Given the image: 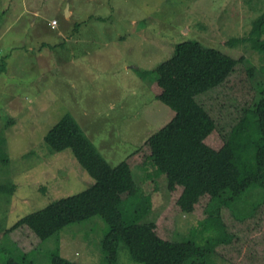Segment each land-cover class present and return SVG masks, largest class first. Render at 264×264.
I'll return each mask as SVG.
<instances>
[{
  "label": "rangeland",
  "instance_id": "1",
  "mask_svg": "<svg viewBox=\"0 0 264 264\" xmlns=\"http://www.w3.org/2000/svg\"><path fill=\"white\" fill-rule=\"evenodd\" d=\"M263 10L264 0H0V132L10 157L9 163L0 161V184L16 186L10 195L0 189V232L94 184L71 149L52 152L44 140L68 114L112 166L130 165L160 237L194 238L190 228L216 210V201L179 185L170 191L166 178L143 179L146 141L175 114L157 95L180 78L174 48L187 39L256 67L249 78L240 62L223 93L247 97L264 85V54L249 42L227 44L243 36ZM207 141L216 149L223 145L216 132ZM252 198L255 215L237 224L240 236L219 245L212 264H264V187ZM112 221L95 216L45 241L24 225L7 237L36 264H50L47 255L57 245L65 258L104 264L100 241ZM6 259L0 255V264ZM119 264L140 263L122 245Z\"/></svg>",
  "mask_w": 264,
  "mask_h": 264
},
{
  "label": "trees",
  "instance_id": "2",
  "mask_svg": "<svg viewBox=\"0 0 264 264\" xmlns=\"http://www.w3.org/2000/svg\"><path fill=\"white\" fill-rule=\"evenodd\" d=\"M244 42L264 54V10L243 36L227 44L234 47ZM174 57L182 74L157 98L175 114L146 141L149 154L142 165L143 179L166 178L170 191L179 185L186 192L209 195L216 201V210L190 228L194 238L160 237L154 229L150 203L141 202V189L130 165L122 161L112 166L68 114L50 128L44 140L52 152L71 149L94 178V184L26 214L8 231L24 225L45 241L58 237L68 225L95 216L112 218L100 241L104 264H119L122 245L131 260L140 264H212L216 248L240 236L235 227L255 215L257 205L252 194L264 187V85L257 84L247 97L223 93L224 84L237 72L244 57L234 58L196 39L177 43ZM245 62L248 77L253 78L256 67ZM213 132L223 142L219 149L207 141ZM6 142L1 131L0 161L5 164L10 159ZM111 178L112 182L103 186ZM2 187L10 195L16 186L0 184ZM8 231L0 232V255L8 258L5 264H36L29 252L7 237ZM60 252L57 245L47 255L50 264H86L65 258Z\"/></svg>",
  "mask_w": 264,
  "mask_h": 264
},
{
  "label": "built area",
  "instance_id": "3",
  "mask_svg": "<svg viewBox=\"0 0 264 264\" xmlns=\"http://www.w3.org/2000/svg\"><path fill=\"white\" fill-rule=\"evenodd\" d=\"M52 23H53V24H56L57 22H56V20L54 19V20H52Z\"/></svg>",
  "mask_w": 264,
  "mask_h": 264
},
{
  "label": "crops",
  "instance_id": "4",
  "mask_svg": "<svg viewBox=\"0 0 264 264\" xmlns=\"http://www.w3.org/2000/svg\"><path fill=\"white\" fill-rule=\"evenodd\" d=\"M54 20V19H53Z\"/></svg>",
  "mask_w": 264,
  "mask_h": 264
}]
</instances>
